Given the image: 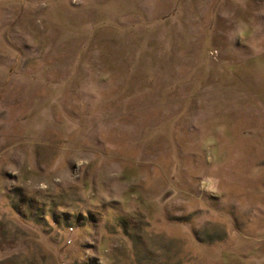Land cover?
<instances>
[{"label":"rangeland","instance_id":"374dc122","mask_svg":"<svg viewBox=\"0 0 264 264\" xmlns=\"http://www.w3.org/2000/svg\"><path fill=\"white\" fill-rule=\"evenodd\" d=\"M0 264H264V0H0Z\"/></svg>","mask_w":264,"mask_h":264}]
</instances>
